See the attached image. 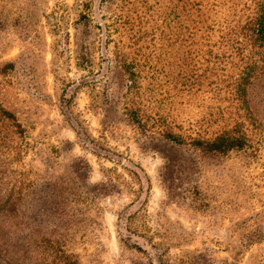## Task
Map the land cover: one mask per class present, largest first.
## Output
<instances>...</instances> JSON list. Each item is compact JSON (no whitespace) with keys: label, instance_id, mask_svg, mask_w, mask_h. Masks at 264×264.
<instances>
[{"label":"rangeland","instance_id":"rangeland-1","mask_svg":"<svg viewBox=\"0 0 264 264\" xmlns=\"http://www.w3.org/2000/svg\"><path fill=\"white\" fill-rule=\"evenodd\" d=\"M180 6L0 0V102L26 130L15 151L0 147V264H35L49 243L80 264H264V67L248 88L244 148L178 144L126 113L112 30L122 16L147 112L211 131L228 104L210 90L170 96L184 69L170 31Z\"/></svg>","mask_w":264,"mask_h":264},{"label":"trees","instance_id":"trees-1","mask_svg":"<svg viewBox=\"0 0 264 264\" xmlns=\"http://www.w3.org/2000/svg\"><path fill=\"white\" fill-rule=\"evenodd\" d=\"M180 9V13H175L178 24L170 26V31L173 45L179 40L175 36H180L185 54L184 69L172 78L174 94L170 96L176 99L210 90L217 101L228 102L226 108L218 106L213 122L217 125L211 131L187 128L184 120H169L168 114L159 108L147 112L142 107L140 94L144 76L135 58L126 61L129 57L123 39L128 26L133 24L122 16L115 21L112 30L118 31L116 51L123 53L128 74L126 113L143 131H157L178 144L190 143L218 153L244 148L250 138L249 120L252 118L248 88L259 69L264 67V54L261 53L264 48V0H181ZM152 46L156 51L155 40ZM144 60L148 61L147 55ZM151 78L155 79L154 75ZM25 132L16 115L0 102V147L15 151L16 139L24 138ZM43 247L42 260L35 264H80L75 254L53 243ZM52 253L54 258L49 260L47 254L52 256Z\"/></svg>","mask_w":264,"mask_h":264}]
</instances>
